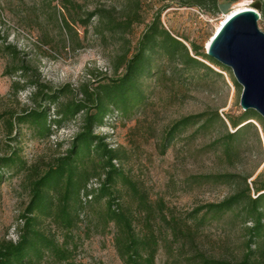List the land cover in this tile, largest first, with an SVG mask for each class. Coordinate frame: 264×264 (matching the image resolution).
Returning a JSON list of instances; mask_svg holds the SVG:
<instances>
[{
	"label": "rangeland",
	"instance_id": "1",
	"mask_svg": "<svg viewBox=\"0 0 264 264\" xmlns=\"http://www.w3.org/2000/svg\"><path fill=\"white\" fill-rule=\"evenodd\" d=\"M219 2L222 11L213 17L199 11L200 18L196 8L183 7L179 0H138L135 8L130 7L133 0H0V156L19 146L27 166L43 169L53 156L68 147L69 139L78 130L81 114L60 129H52L48 139L35 138L24 126L8 131L4 120L9 115L35 109L29 98L30 88H19L30 77L34 75L39 83L53 88L68 85L74 97L80 99L77 89L90 80L89 72L112 77L114 59L131 50L156 10L161 12V25L172 36L186 46L183 39L193 42L204 51L226 16L238 5L248 7L252 0ZM95 10L108 12L115 20L135 11L141 21L132 23L126 31L109 32L102 27L104 15L96 14L83 26L81 21ZM63 21L70 29L64 27ZM257 27L264 32L263 18H259ZM4 48L14 50V55ZM153 63L159 73L141 80L146 101L130 119L93 134L109 135L107 141L103 140L108 143L107 148L123 150L124 158L112 161V165L121 166L147 197L149 218L134 202L127 204L135 229L143 233L149 229L155 237L154 264H198L199 256L235 264L244 252L240 223L227 215L194 229L188 214L195 207L220 202L239 188L243 179H263L264 124L252 122L237 142L235 153L224 157L212 143L224 131H232L225 117L241 111V88L232 86L228 73L210 65L220 76L183 70L177 62L158 56ZM20 66L27 70H19ZM13 83L18 84L17 91L12 88ZM213 112L219 115L224 127L216 122L207 132L196 134L194 127L189 128L160 153L162 134L172 122ZM2 173L0 241L14 242L15 228L20 224L18 215L27 200L26 177L16 170ZM217 174L233 175L234 182L214 184L204 179ZM93 184L98 187L97 181ZM42 228L67 251V258L63 261L46 256L40 264H122L113 246V226L109 224L103 229L87 206L79 211L78 221L69 232L49 221H44Z\"/></svg>",
	"mask_w": 264,
	"mask_h": 264
},
{
	"label": "trees",
	"instance_id": "2",
	"mask_svg": "<svg viewBox=\"0 0 264 264\" xmlns=\"http://www.w3.org/2000/svg\"><path fill=\"white\" fill-rule=\"evenodd\" d=\"M137 1L133 0L130 7L135 8ZM237 1L226 0V3ZM259 1V17L264 19V0ZM179 3L183 7L204 11L210 17L222 11L219 0H179ZM96 14L104 15L102 27L109 32L126 31L132 23L141 21L135 11L127 12L122 20H115L108 12L95 10L89 12L81 24L86 26V21ZM160 14V10H156L131 50L114 59L112 77L89 72L90 80L80 84L77 89L80 99L74 97L68 85L53 88L39 83L34 75L26 84L19 86L20 89L30 88L29 98L35 104V109L9 115L4 120L9 132L14 126H24L35 138L48 139L53 130L72 122L80 114L81 117L78 130L69 139L68 147L53 156L43 169L27 166L19 146L12 148L9 154L0 156V183L3 170H16L26 177L27 189V200L18 215L20 224L15 228L16 240L0 241V264H40L46 256L66 260L67 251L44 231L42 223L49 221L69 232L78 221L79 211L85 206L92 209L93 217L103 229L109 224L113 226V246L122 264H154L155 237L149 229L145 233L135 229L134 216L127 204V201L134 202L149 218L151 208L147 197L121 166L112 165V161L119 162L124 158L123 150L107 148L103 142L105 137L93 133L101 126L113 127L122 119H130L146 101L141 80L159 73L158 66L153 63L155 56L167 62H177L183 70H198L220 76L210 65L228 73L232 86L238 88L229 70L206 56L201 46L183 39L186 46L165 30L160 22ZM63 25L70 29L65 21ZM4 49H9L14 55V50ZM19 70L27 69L20 66ZM12 88L17 91L18 84L13 83ZM225 121L232 131H224L213 141L212 147L220 150L226 158L235 153L237 142L252 122L261 126L264 124L263 119L252 110L227 115ZM216 122L224 127L216 112L181 117L163 132L158 145L160 153L189 128L194 127L195 134L205 133ZM92 179L97 181L98 187L88 189L86 186ZM204 179L214 184H229L234 182L235 176L217 174L205 176ZM227 215L240 223L244 235V252L235 264H264L263 179L251 182L243 179L241 186L231 195L220 202L195 207L188 218L196 228L208 221H219ZM146 225L148 228V221ZM184 225L186 232H189L187 224ZM198 264L230 263L199 256Z\"/></svg>",
	"mask_w": 264,
	"mask_h": 264
},
{
	"label": "water",
	"instance_id": "3",
	"mask_svg": "<svg viewBox=\"0 0 264 264\" xmlns=\"http://www.w3.org/2000/svg\"><path fill=\"white\" fill-rule=\"evenodd\" d=\"M247 6L220 23L204 46V53L230 70L241 88V111L252 110L264 120V32L257 27L260 1L252 0Z\"/></svg>",
	"mask_w": 264,
	"mask_h": 264
},
{
	"label": "built area",
	"instance_id": "4",
	"mask_svg": "<svg viewBox=\"0 0 264 264\" xmlns=\"http://www.w3.org/2000/svg\"><path fill=\"white\" fill-rule=\"evenodd\" d=\"M195 13L197 14V16H199L200 18L202 17V14L199 12V10H195ZM115 125V124H114ZM113 127H110V126H101V127H99V128H97L94 132H97V131H99V130H102V129H112ZM98 136H104L105 137V140L107 141L108 139H109V135H107V134H101V135H98ZM108 144V143H107ZM94 182H96L94 179H92V180H90L89 182H88V184H87V188L88 189H90L91 188V186L93 187V188H95V186H93L94 184Z\"/></svg>",
	"mask_w": 264,
	"mask_h": 264
},
{
	"label": "bare ground",
	"instance_id": "5",
	"mask_svg": "<svg viewBox=\"0 0 264 264\" xmlns=\"http://www.w3.org/2000/svg\"><path fill=\"white\" fill-rule=\"evenodd\" d=\"M246 6H247V5H246ZM246 8H248V7H244V6H239V5H238V6H237L232 12H230L228 15H230L231 13L236 12V11H238V10H242V9H246ZM228 15H227V16H228ZM227 16H226V17H227ZM218 27H219V26H218ZM218 27H217V28H218ZM207 43H208V42H207ZM207 43H206L205 47L207 46Z\"/></svg>",
	"mask_w": 264,
	"mask_h": 264
}]
</instances>
